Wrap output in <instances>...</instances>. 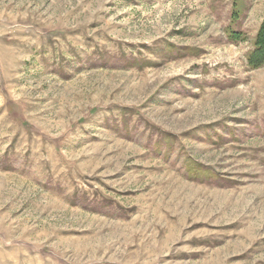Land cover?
I'll return each mask as SVG.
<instances>
[{
	"label": "rangeland",
	"instance_id": "obj_1",
	"mask_svg": "<svg viewBox=\"0 0 264 264\" xmlns=\"http://www.w3.org/2000/svg\"><path fill=\"white\" fill-rule=\"evenodd\" d=\"M263 25L264 0H0V264H264Z\"/></svg>",
	"mask_w": 264,
	"mask_h": 264
},
{
	"label": "trees",
	"instance_id": "obj_2",
	"mask_svg": "<svg viewBox=\"0 0 264 264\" xmlns=\"http://www.w3.org/2000/svg\"><path fill=\"white\" fill-rule=\"evenodd\" d=\"M262 63H264V25L256 38L255 47L248 57V65L251 67Z\"/></svg>",
	"mask_w": 264,
	"mask_h": 264
},
{
	"label": "bare ground",
	"instance_id": "obj_3",
	"mask_svg": "<svg viewBox=\"0 0 264 264\" xmlns=\"http://www.w3.org/2000/svg\"><path fill=\"white\" fill-rule=\"evenodd\" d=\"M226 198V197H225Z\"/></svg>",
	"mask_w": 264,
	"mask_h": 264
}]
</instances>
